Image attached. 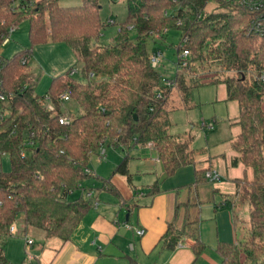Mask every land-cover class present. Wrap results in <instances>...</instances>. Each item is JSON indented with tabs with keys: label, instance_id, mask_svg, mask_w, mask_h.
Segmentation results:
<instances>
[{
	"label": "trees",
	"instance_id": "1",
	"mask_svg": "<svg viewBox=\"0 0 264 264\" xmlns=\"http://www.w3.org/2000/svg\"><path fill=\"white\" fill-rule=\"evenodd\" d=\"M209 1L125 0L126 14L116 34L103 42V31L116 22L101 17L100 0L69 6L60 0H0V45L9 27L21 20L28 22L29 41L9 58L0 55V93L9 109L0 121V152L7 153L10 161L8 171L0 167V242L18 220L41 229L46 237L69 239L92 203L82 183L99 178L101 187L110 185L85 172L90 157L101 154L104 142L125 153L114 172L128 180V151L133 147L153 148L166 176L194 163L191 137L171 131L172 91L187 108L192 88L223 83L226 98L238 104L239 130L231 143V163L244 165L243 174L232 179L231 200L224 204L246 201L248 225L238 235L232 209L236 241H217L218 264H264V37L248 33L251 12L246 8L232 0H214L223 10H209ZM128 28L135 30L133 39ZM169 28L179 31L177 50L185 49L188 55L178 56L173 79L162 83L150 62V55L159 49H148L146 42ZM49 40L70 47L82 78L70 72L54 75L40 96L34 93L35 76L28 60L34 45ZM62 93L80 109L66 124L41 103L47 95L60 114L71 115L61 110ZM209 169L195 168V181H204ZM76 189L82 190L79 195L68 197ZM158 189L153 183L148 193ZM109 190L114 191L112 185ZM180 231L168 224L162 244L174 248ZM191 248L197 256L206 244L196 238ZM0 264H13L2 246Z\"/></svg>",
	"mask_w": 264,
	"mask_h": 264
},
{
	"label": "crops",
	"instance_id": "2",
	"mask_svg": "<svg viewBox=\"0 0 264 264\" xmlns=\"http://www.w3.org/2000/svg\"><path fill=\"white\" fill-rule=\"evenodd\" d=\"M102 151L104 157L103 145L100 153ZM124 154L119 149L110 167L103 168L99 164L100 173L88 167L93 176L108 180L114 191L109 190L110 185L101 187L99 178H89L82 183L92 203L69 239L46 237L18 220L14 223L15 232L3 238L6 259L13 264H218L217 241H236V232L234 230L233 240L204 241L200 233L203 219L199 215L203 201L198 199L199 182L195 181L194 171L193 182L167 187L164 182L167 176L155 150L149 146L133 147L128 151V180L125 175L114 172ZM95 155L100 157L101 154ZM234 177L238 176L231 180ZM153 183H157L159 189L150 194L148 189ZM81 191H72L73 198ZM213 192L227 193L218 184L214 185ZM222 197L220 207L227 198ZM170 223L181 230L178 243L172 249L166 248L160 240ZM138 227L144 229L142 235L135 232ZM25 237L32 238L33 242L26 245ZM196 238L206 244L197 256L191 248Z\"/></svg>",
	"mask_w": 264,
	"mask_h": 264
},
{
	"label": "rangeland",
	"instance_id": "3",
	"mask_svg": "<svg viewBox=\"0 0 264 264\" xmlns=\"http://www.w3.org/2000/svg\"><path fill=\"white\" fill-rule=\"evenodd\" d=\"M100 15L102 18H112L116 23L110 24L102 33V41H112L118 30V22L122 21L125 14V0H100ZM80 0H60L64 6L79 4ZM209 10L220 11L223 7L216 6L214 0L208 4ZM28 22L21 20L9 32L8 40L0 45V55L11 57L16 51L28 46ZM130 39L135 36V30L128 28ZM180 33L175 28H169L164 35H152L147 39L148 49L158 48L160 51L159 61L155 68L158 70L161 82L165 83L174 77L177 67V58L180 53L177 50ZM28 65L30 71L35 76L34 93L44 95L52 76L74 70L72 76L81 79L80 64L70 47L62 41H47L32 47ZM173 110L170 112L172 122L171 131L180 137H191L190 147L195 149L194 163L181 166L172 175L165 179V185H187L194 180L193 171L195 168L211 167L216 170L218 179H206L199 182L198 199L202 202L199 212L203 219L200 225V233L205 242L225 239H234V229L232 221V209L236 213L235 226L238 235H242L248 225V204L246 201L236 202L235 205L225 204L221 207L222 196L226 195L227 200L235 191L233 176L243 174L244 165L242 163L232 164L234 152L231 143L234 140L239 125L238 104L235 100L226 98V89L223 83L206 84L194 87L189 96L190 106L184 108L176 93L172 91ZM264 109V97L262 99ZM62 109L68 111L71 116L80 113V109L75 100L69 98L62 103ZM213 121V125L208 124ZM205 122L207 126H202ZM105 156L99 157L93 154L88 162V167L97 171V166L102 164L103 168L110 167L114 157L119 152V148L112 147L107 142L103 143ZM98 157L100 160H98ZM0 167L4 171L10 169V161L7 153H0ZM247 175L251 176V170L246 169ZM221 186L223 193H214V185ZM230 193V194H229ZM68 197L73 198L74 194L69 193ZM222 204V203H221ZM219 206V207H218ZM215 210V212H212ZM22 214L19 213V218ZM42 232L41 229L30 227ZM5 238V237H4ZM25 240V239H24ZM3 247L4 239L1 240Z\"/></svg>",
	"mask_w": 264,
	"mask_h": 264
},
{
	"label": "built area",
	"instance_id": "4",
	"mask_svg": "<svg viewBox=\"0 0 264 264\" xmlns=\"http://www.w3.org/2000/svg\"><path fill=\"white\" fill-rule=\"evenodd\" d=\"M239 4L240 6L246 8L251 12V15L247 21L246 29L248 33L256 34L259 37H264V0H232ZM108 22H112V19H108ZM14 26L9 27V32L13 30ZM8 35L4 36L3 43L8 40ZM159 55L160 51H156L150 55V62L152 66H156L159 61ZM188 55L187 50H182L180 53V57H186ZM25 59H22V62H24ZM185 62H183L184 64ZM74 73V70L70 71V74ZM93 73H90V76H92ZM30 81L34 80L32 77L29 78ZM261 79L264 80V75H261ZM164 83V82H163ZM61 100H67L69 99V96L67 93H62L60 96ZM41 103L53 114L57 115L58 122L61 124H66L70 122L72 116L67 114H60L59 110H56L53 106V104L49 101V97L46 95L42 98ZM61 110L64 111V109L61 108ZM8 107L6 103V97L3 93H0V121L4 119V117L8 114ZM66 111V110H65ZM213 121L208 124V127H211L213 124ZM202 126H207L205 122L202 123ZM27 144L31 145L32 142L29 141ZM4 153V152H0ZM23 155V152H21ZM103 156V151L101 152L100 157ZM85 172H90V169L88 167L85 168ZM204 176L206 179H218V175L215 169H209L204 172ZM87 196H90L89 193H87ZM9 232L13 233L15 232L14 224L9 226ZM135 232L138 235H142L144 233V229L141 227L135 228ZM33 242L32 238L25 237V243L26 245H29Z\"/></svg>",
	"mask_w": 264,
	"mask_h": 264
},
{
	"label": "water",
	"instance_id": "5",
	"mask_svg": "<svg viewBox=\"0 0 264 264\" xmlns=\"http://www.w3.org/2000/svg\"><path fill=\"white\" fill-rule=\"evenodd\" d=\"M134 117H135V115H134Z\"/></svg>",
	"mask_w": 264,
	"mask_h": 264
}]
</instances>
